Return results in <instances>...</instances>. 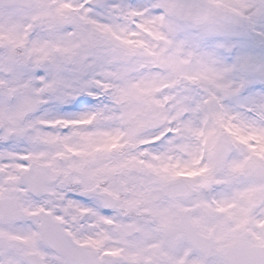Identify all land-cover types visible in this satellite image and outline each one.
<instances>
[{
    "label": "snow or ice",
    "instance_id": "1",
    "mask_svg": "<svg viewBox=\"0 0 264 264\" xmlns=\"http://www.w3.org/2000/svg\"><path fill=\"white\" fill-rule=\"evenodd\" d=\"M0 264H264V0H0Z\"/></svg>",
    "mask_w": 264,
    "mask_h": 264
}]
</instances>
